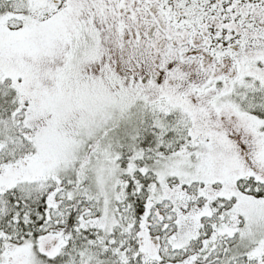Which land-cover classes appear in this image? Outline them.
Returning a JSON list of instances; mask_svg holds the SVG:
<instances>
[{"label": "snow or ice", "instance_id": "6c2138e0", "mask_svg": "<svg viewBox=\"0 0 264 264\" xmlns=\"http://www.w3.org/2000/svg\"><path fill=\"white\" fill-rule=\"evenodd\" d=\"M0 264H264V0H0Z\"/></svg>", "mask_w": 264, "mask_h": 264}]
</instances>
